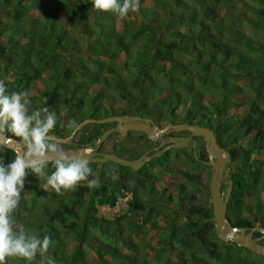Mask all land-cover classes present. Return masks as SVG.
<instances>
[{
    "label": "trees",
    "instance_id": "obj_1",
    "mask_svg": "<svg viewBox=\"0 0 264 264\" xmlns=\"http://www.w3.org/2000/svg\"><path fill=\"white\" fill-rule=\"evenodd\" d=\"M0 80L9 94L36 88L34 109L55 112L57 137L88 118L125 115L213 129L232 166L228 218L264 227V0H140L124 18L94 10L92 0H0ZM113 127L88 125L72 141L87 135L80 144L94 147ZM111 137L118 143L101 150L130 160L157 145L141 133ZM198 151L208 161L205 147ZM182 154L200 170L185 171ZM192 155L171 149L139 171L90 163L97 188L85 182L56 193L39 178L12 214L14 231L52 241L31 264H264L218 239L213 206L201 201L208 167ZM15 156L0 147V161ZM128 194L126 212L97 216L99 206L113 208ZM174 213L185 219L175 223Z\"/></svg>",
    "mask_w": 264,
    "mask_h": 264
},
{
    "label": "clouds",
    "instance_id": "obj_2",
    "mask_svg": "<svg viewBox=\"0 0 264 264\" xmlns=\"http://www.w3.org/2000/svg\"><path fill=\"white\" fill-rule=\"evenodd\" d=\"M92 8L124 18L139 10L140 0H92ZM29 95L27 90L9 94L0 80V137L11 133L26 148L9 163L0 161V264H5L7 257L31 264L37 253L43 254L52 243L47 236L41 239L34 233L13 229L12 214L25 192L29 171L45 179L44 190L50 187L56 193L85 182L89 188L100 186L86 157L69 153L52 140L50 133L57 124L55 112L43 107L29 113ZM49 163L54 168L50 174L46 171ZM48 264H55V260L49 258Z\"/></svg>",
    "mask_w": 264,
    "mask_h": 264
},
{
    "label": "water",
    "instance_id": "obj_3",
    "mask_svg": "<svg viewBox=\"0 0 264 264\" xmlns=\"http://www.w3.org/2000/svg\"><path fill=\"white\" fill-rule=\"evenodd\" d=\"M116 124L113 128L105 131L99 138V146L114 133H117L125 138L129 131L141 132L146 134L151 141L158 140L161 136L171 131L189 132L192 138L202 137L206 142V151L208 154V161L201 160L204 165L212 168L211 179L209 182V189L211 195V203L213 206L215 216L216 235L219 240L223 242H233L240 247H243L251 252H255L264 257V245L259 244L264 240V227L255 226L254 228L237 227L233 225L228 218L229 203L232 196L234 182L232 179V166L229 164V152L218 145V139L215 131L209 127L198 124L189 123H169L164 127L156 126L154 121L140 116H111L102 119L88 118L76 125L77 127L73 133L67 137H57L51 134L54 142L70 143L75 135L88 125H103ZM6 145L8 149L13 150L17 155H22L24 145L17 143L14 137L4 134L0 137V142ZM190 137H175L172 148L183 149L192 146L194 149V157L198 159V152L196 150L197 141L194 140L190 145ZM160 147V146H159ZM75 155L84 156L89 160V163L106 164L108 162L115 163L122 167L131 168L133 171H139L142 167L158 155L143 154L138 159L130 160L113 153H102L100 156L96 152L74 151L69 152ZM225 192H222L223 187ZM255 234H260V237H255Z\"/></svg>",
    "mask_w": 264,
    "mask_h": 264
},
{
    "label": "rangeland",
    "instance_id": "obj_4",
    "mask_svg": "<svg viewBox=\"0 0 264 264\" xmlns=\"http://www.w3.org/2000/svg\"><path fill=\"white\" fill-rule=\"evenodd\" d=\"M247 33L250 34V30H248ZM36 90H37L36 88H32L31 90H27L29 92V94H30L29 95V99L31 101V103L29 105V110H33L37 106L38 100L36 98V93H37ZM180 112H182V111H180ZM156 126H158V125L156 124ZM179 133H185V132H178V131H174L173 130V131H171L169 133L164 134L163 136H161L158 139L159 140L158 142L160 144L159 145L160 147L157 148V145H155L154 146V149H152V151H149L147 153L150 155L151 152H153V155H156V154L159 155L160 153L162 154L165 150L171 152V150H170L171 144H173V141L175 139V135H177ZM86 137H87V135H81L76 141H71L70 143H62V142H56V143L61 148H63L65 151H67V152H74V151L95 152V149L92 148V146H90V145L89 146H84V145H81L80 144V140L83 139V138L85 139ZM107 140H105L106 141V144H105V147H104V149H106V150L107 149H110V147H112V145H114L115 143L116 144L118 143V140L116 139V137H111V138H109L108 141ZM153 142L156 143V140L153 141ZM201 142L203 144H205V140L204 139H201ZM17 143L21 145V142L20 141H17ZM126 144L129 145L128 142ZM64 145H66V146H64ZM97 145H99V142H97ZM0 147L1 148H7L6 145L3 143V141L0 142ZM97 148H99V146ZM25 151H26V148L24 146L23 151H22V154ZM172 155H174V154L172 153ZM181 157L183 159V169L185 171H192V170H198V169L200 170V168L197 165H193L191 163L190 156H188L187 154H182ZM262 157H264V156H261V158ZM228 160H229V158H228ZM148 163L149 162H147L145 165H147ZM106 165H110V166H108V168L110 170H112V171L115 170V168L113 166H111V164L108 163ZM207 167L208 168H206V169H204L202 171V177H203V182H204L203 184H204V186H201V189H202L201 201H202V203L204 205H207L208 207H210L212 205V203H211V197H208V195H207L208 193L207 192H209V190L207 191V189H205V185H206V183L209 184V182H210L212 168L210 166H207ZM149 168H151V167L149 166ZM99 169H100V167L97 168V171H99ZM154 169L156 170V166H154ZM165 179L167 181H169L170 183L171 182L173 183L174 181H176V178H174V177L172 178L171 176H168V175H166V178ZM38 180L39 179L36 178L33 174H31V172L29 171V174L26 176V180H25V192L22 193L24 195V197H29V195L31 193L30 191L35 190V188L33 187V185H35V183L39 182ZM164 185L166 187L167 186L168 187L170 186L169 183H165ZM48 189H51V188L49 187ZM126 197H128L129 199L126 200V201L125 200H122V198H126ZM126 197H122L121 199H119V201L117 203V206H115L113 208L107 207V205H106V207L99 206L98 209H97L98 210L97 216L100 217V218H102V219H114L118 215H121L122 213L126 212L128 210L129 205H130V201H131L132 194H128ZM181 219H185V216L182 215L181 218H180L179 214L174 213L173 221L175 223H179ZM262 241H264V240H262ZM261 242L259 244H261ZM73 243H75V242H73ZM156 245H157V242H156Z\"/></svg>",
    "mask_w": 264,
    "mask_h": 264
},
{
    "label": "flooded vegetation",
    "instance_id": "obj_5",
    "mask_svg": "<svg viewBox=\"0 0 264 264\" xmlns=\"http://www.w3.org/2000/svg\"><path fill=\"white\" fill-rule=\"evenodd\" d=\"M131 116H134V115H131ZM116 124H114V126H115ZM141 133V132H135V131H129V133H128V135L126 136V138H128L129 136H130V133ZM141 134H143V133H141ZM101 137V136H100ZM121 137V136H120ZM175 137H190V145L193 143V141L194 140H196L197 141V146H196V150H197V152H198V159H196L197 161H201V158H200V154H199V151H198V147H201V146H204L205 147V149H206V142H205V144H203L202 142H201V139H204V138H202V137H197V138H192L191 137V133H189V132H185V133H179V134H177V135H175ZM122 138V137H121ZM205 140V139H204ZM151 141V140H150ZM159 140H156V144H157V148L159 147V142H158ZM94 142H96V140L94 141ZM88 145H90V144H88ZM102 145V144H101ZM101 145L99 146V145H97V142H96V146H94V147H92V148H94L95 149V152L98 154V156H100L102 153H105L104 151H102L101 150ZM99 146V148H97ZM171 146H172V144H171ZM171 149H175V148H172V147H170V150ZM185 149H188V150H191L192 152H193V155H194V149L192 148V146H190V147H188V148H183V149H177V150H185ZM167 152V150H165L162 154L160 153L157 157H160V156H163L165 153ZM157 153V152H156ZM149 155V154H148ZM150 155H153V154H150ZM157 155V154H156ZM192 155V156H193ZM207 156H208V154H207ZM156 157V158H157ZM125 158V157H124ZM195 158V157H194ZM128 159V158H127ZM90 164V163H89ZM95 164H99V163H95ZM107 164V163H106ZM100 165H102V164H100ZM207 166V165H206ZM143 168V167H142ZM225 186L223 187V191L225 192ZM256 235V234H255ZM256 237V236H255ZM260 237V236H259Z\"/></svg>",
    "mask_w": 264,
    "mask_h": 264
},
{
    "label": "built area",
    "instance_id": "obj_6",
    "mask_svg": "<svg viewBox=\"0 0 264 264\" xmlns=\"http://www.w3.org/2000/svg\"><path fill=\"white\" fill-rule=\"evenodd\" d=\"M129 198L128 197H126V198H122V200H128ZM103 207H106V206H103ZM107 207H109V206H107Z\"/></svg>",
    "mask_w": 264,
    "mask_h": 264
}]
</instances>
